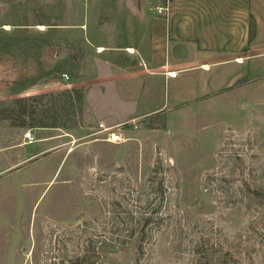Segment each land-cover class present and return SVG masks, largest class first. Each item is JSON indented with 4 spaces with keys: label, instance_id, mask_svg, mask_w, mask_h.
<instances>
[{
    "label": "rangeland",
    "instance_id": "374dc122",
    "mask_svg": "<svg viewBox=\"0 0 264 264\" xmlns=\"http://www.w3.org/2000/svg\"><path fill=\"white\" fill-rule=\"evenodd\" d=\"M165 2L0 0V264H264V47L117 125L89 98Z\"/></svg>",
    "mask_w": 264,
    "mask_h": 264
},
{
    "label": "crops",
    "instance_id": "0c3cea01",
    "mask_svg": "<svg viewBox=\"0 0 264 264\" xmlns=\"http://www.w3.org/2000/svg\"><path fill=\"white\" fill-rule=\"evenodd\" d=\"M165 7L164 15L135 16L130 70L111 61L96 67L89 98L103 105L107 124L130 119L132 109L136 117L186 100L189 76L240 69L237 56L264 47V0H166Z\"/></svg>",
    "mask_w": 264,
    "mask_h": 264
},
{
    "label": "built area",
    "instance_id": "2783aa9c",
    "mask_svg": "<svg viewBox=\"0 0 264 264\" xmlns=\"http://www.w3.org/2000/svg\"><path fill=\"white\" fill-rule=\"evenodd\" d=\"M166 10H167V8H162L161 12L166 11ZM172 74H174V73H172V72L168 73V76H173ZM100 128L102 129L101 133L107 135L108 141H115L118 139V136H116V132L113 131V128L105 127L104 124H101ZM25 139H26L28 144H33L34 142H36V139H35V137L31 131H29L25 134Z\"/></svg>",
    "mask_w": 264,
    "mask_h": 264
},
{
    "label": "trees",
    "instance_id": "16d2710c",
    "mask_svg": "<svg viewBox=\"0 0 264 264\" xmlns=\"http://www.w3.org/2000/svg\"><path fill=\"white\" fill-rule=\"evenodd\" d=\"M78 99H79V97H78ZM20 102V101H19ZM22 113L23 114H25V112L24 111H22ZM22 116V118H24V120H25V116L24 115H21ZM30 118H33V117H30ZM25 121H23V123H24ZM35 122V120L33 119L32 120V122L29 124L31 127H42V128H62V127H66V125L65 124H62V123H51V124H44V125H37L36 124V122ZM40 122V121H39ZM24 125V124H23ZM22 126V125H21Z\"/></svg>",
    "mask_w": 264,
    "mask_h": 264
}]
</instances>
